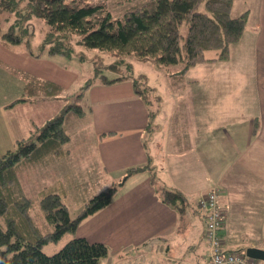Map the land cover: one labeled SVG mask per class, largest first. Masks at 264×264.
<instances>
[{
    "label": "crops",
    "instance_id": "crops-1",
    "mask_svg": "<svg viewBox=\"0 0 264 264\" xmlns=\"http://www.w3.org/2000/svg\"><path fill=\"white\" fill-rule=\"evenodd\" d=\"M254 1L234 0L232 14L248 12L242 38L252 33L251 38L257 40L256 45L264 53V0H257L258 8ZM34 72L29 74L38 77ZM38 78L51 80L65 90L66 83L56 77ZM88 99L92 116L89 125L93 130L94 123V130L83 138H75L72 133L66 153H76L79 163L81 159L99 162L115 184L123 180L130 167H143L124 179L109 205L85 218L77 229V235L109 245L111 252L101 264H206L209 260L204 238L206 213L200 200L215 184L223 188L224 246L230 250L243 249L245 245L238 244L250 237L246 233L250 227L243 226V222H264V166L253 172L255 162H264V144L252 143L254 137L257 141L262 138L257 136L261 125L256 123L254 127L257 104H252V110L246 113L232 110L227 104H177L181 118H173L175 110L169 111L166 121L155 122L153 137L148 142L147 131L152 126L150 108L135 93L130 80L111 85L94 83L88 90ZM169 125L171 129L166 133ZM227 128L231 133L227 134ZM88 137H92L89 152L83 153L81 148L89 144ZM229 138L235 151L227 159ZM199 141L201 154L191 159L187 156V145H198ZM177 155L184 160L179 157L175 163ZM154 171L160 178L155 182ZM158 183L160 187L165 184L180 189L191 208L181 212L165 203L162 190H157ZM262 238L257 246L264 248V224Z\"/></svg>",
    "mask_w": 264,
    "mask_h": 264
},
{
    "label": "trees",
    "instance_id": "trees-1",
    "mask_svg": "<svg viewBox=\"0 0 264 264\" xmlns=\"http://www.w3.org/2000/svg\"><path fill=\"white\" fill-rule=\"evenodd\" d=\"M233 3L234 0H0V14L8 11L0 18V32L5 44L25 43L31 53L39 56L72 57L78 53L76 49L80 45L113 52L118 59L109 67L119 75L96 83L111 85L130 80L135 93L146 102V93L138 81L140 75H134L133 71L123 75L122 67L115 62L132 65L126 60L131 55L151 58L168 70L178 65L179 72L186 75L197 63L229 59L230 46L241 40L248 21L247 11L232 14ZM12 13L16 15L15 20L2 30V20H11ZM34 18L43 19L47 25L46 36L38 50L31 43ZM74 41L79 45L75 47ZM213 49L218 50V54L211 57L208 51ZM26 85L31 86L32 99L42 98V95L60 96L64 92L55 82L31 74L27 76ZM92 85L94 83L87 81L84 86L87 89L79 96L87 98ZM19 100L29 99L19 98L14 103ZM71 104L74 105L43 126H37L33 136L18 139L16 150L8 149L0 155V264H101L111 252L108 244L77 235V229L85 218L109 205L124 179L142 166L130 167L121 182L91 197L76 217L71 216L58 192L42 191L40 207L54 226L48 232L42 231L31 214L35 201L25 193L16 169L22 162L46 164L51 161L47 160L50 157L67 151L66 144L72 139L66 125L67 115L73 109L79 116L86 111L82 104ZM152 122L151 119V125ZM256 123L259 125V118L254 119V127ZM152 179L153 182L160 179L155 171ZM157 188L162 190L161 198L165 203L181 212L191 208L189 199L180 189L165 184ZM68 232L72 237L58 251L47 253L43 249L44 244L59 241Z\"/></svg>",
    "mask_w": 264,
    "mask_h": 264
},
{
    "label": "rangeland",
    "instance_id": "rangeland-1",
    "mask_svg": "<svg viewBox=\"0 0 264 264\" xmlns=\"http://www.w3.org/2000/svg\"><path fill=\"white\" fill-rule=\"evenodd\" d=\"M259 2L255 0L253 5L258 8ZM7 12L3 11L0 18L3 19ZM12 14L11 20H2V30L15 20V13ZM31 24L34 30L31 43L33 48L38 50L46 36L47 25L40 18H34ZM251 34L248 32L239 42L231 44L229 59L197 63L188 70L186 75L179 72L178 65L168 70L167 66L158 65L151 58L131 55L126 60L132 62V65L115 62L122 67L123 75H130L131 71L136 76L140 75L139 85L146 93V104L152 112L153 125L147 131L148 142H151L153 137L155 122L166 121V117L170 115L169 111L175 110L173 118H181V114H178L180 110H176L177 104H227V107L241 113L252 110V104H257L259 127L261 125L257 136L262 138L257 141L254 137L252 143L253 145L264 144L262 140L264 139V53L256 45L257 40L251 38ZM258 36L259 31L255 32L256 39ZM0 45V155L8 149L16 150L18 139L33 136L37 126H43L65 108L69 109L74 105L71 104L72 102L84 105L86 111L84 115L79 116L72 108L66 120L68 131L73 133L75 138L79 136L83 138L86 134L92 133L94 123H92L93 130L89 125L92 118L90 116L91 101L87 100L86 95L79 96V93L89 80L96 83L104 78L112 79L119 75L117 70L109 67V64L118 59L113 52L97 48L89 49L80 45L76 49L78 53L72 57L62 54L39 56L31 53L25 43L5 44L1 39V32ZM77 45L79 44L75 42V47ZM217 54L216 49L208 51L211 57ZM33 71H35L33 74L40 78L56 77L65 82V90L61 96L42 95V98H30L31 86L26 84L29 72ZM19 98L29 100H19L14 103ZM172 122L176 124V120ZM170 129L169 125L165 128V132L168 133ZM227 129V134L231 133V129ZM91 139L92 137H88L89 144H85L81 152H89ZM78 149L79 145L76 147L77 152ZM187 149V156L193 159V155L201 154V141L198 145H187ZM234 149L231 138L227 139V159L234 155ZM97 153L98 150L95 149V155ZM75 154L73 152L69 155L63 152L47 159L51 161L46 164L29 162L25 165V162H22L16 166L25 193L35 201L31 214L43 232L52 230L54 226L46 219L40 207L42 191L58 192L67 204L71 216L76 217L91 197L115 184L114 179L106 171H102V165L99 162L91 163L88 159L83 162L81 159L79 163ZM206 155L208 156V153ZM179 157L184 160L182 156L177 155L174 157L175 163ZM208 158L210 160V156ZM88 162L91 165L86 164ZM232 165H227V168ZM263 166L264 162H255L253 172L260 170ZM157 187H160V183ZM263 224L264 222L261 221L243 222V226L250 227L246 231L250 237L243 238L245 242L238 245H245L243 249L253 244L257 246V243L263 240ZM71 237L72 233H65L59 241L44 244L43 249L47 253H54ZM260 264H264V260H260Z\"/></svg>",
    "mask_w": 264,
    "mask_h": 264
},
{
    "label": "built area",
    "instance_id": "built-area-1",
    "mask_svg": "<svg viewBox=\"0 0 264 264\" xmlns=\"http://www.w3.org/2000/svg\"><path fill=\"white\" fill-rule=\"evenodd\" d=\"M222 192V187L214 185L200 200V205L206 213L204 236L210 251L207 264H258L256 259L249 257L245 252L224 249V241L220 233L226 218L221 206Z\"/></svg>",
    "mask_w": 264,
    "mask_h": 264
},
{
    "label": "water",
    "instance_id": "water-1",
    "mask_svg": "<svg viewBox=\"0 0 264 264\" xmlns=\"http://www.w3.org/2000/svg\"><path fill=\"white\" fill-rule=\"evenodd\" d=\"M246 253L248 256L252 258L264 260V248L263 247L249 246L246 248Z\"/></svg>",
    "mask_w": 264,
    "mask_h": 264
}]
</instances>
